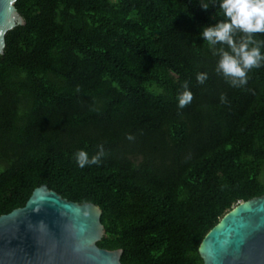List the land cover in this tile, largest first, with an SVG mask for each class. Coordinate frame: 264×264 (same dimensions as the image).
I'll return each mask as SVG.
<instances>
[{"label":"trees","instance_id":"1","mask_svg":"<svg viewBox=\"0 0 264 264\" xmlns=\"http://www.w3.org/2000/svg\"><path fill=\"white\" fill-rule=\"evenodd\" d=\"M220 2L15 0L24 23L0 54V215L46 185L101 209L96 244L121 249L122 264H203L205 234L264 194V66L242 87L216 72L201 32L224 19ZM99 145L101 163L81 168L76 153Z\"/></svg>","mask_w":264,"mask_h":264},{"label":"water","instance_id":"2","mask_svg":"<svg viewBox=\"0 0 264 264\" xmlns=\"http://www.w3.org/2000/svg\"><path fill=\"white\" fill-rule=\"evenodd\" d=\"M14 2L0 0V54L4 33L24 23ZM234 206L201 240L203 264H264V194ZM100 215L97 205L40 185L23 206L0 215V264H122L121 249L96 244L104 235Z\"/></svg>","mask_w":264,"mask_h":264},{"label":"clouds","instance_id":"3","mask_svg":"<svg viewBox=\"0 0 264 264\" xmlns=\"http://www.w3.org/2000/svg\"><path fill=\"white\" fill-rule=\"evenodd\" d=\"M201 5L204 9L209 7L207 3ZM219 8L224 19L214 25L204 26L201 35L208 42L213 55L219 56L216 72L222 74L231 86L242 87L247 84L248 73L252 69L264 66V54L261 52L264 41L255 39L256 35L264 34V0H221ZM238 33L241 35L236 39ZM207 78V73L197 74V82L200 84H204ZM183 87L185 90L178 97L181 109L193 100L187 81ZM220 100L226 103L227 97L221 94ZM127 138L131 140L134 137L129 135ZM98 147L99 151L91 158L84 150L76 153L81 168L101 163L105 150L103 145Z\"/></svg>","mask_w":264,"mask_h":264},{"label":"bare ground","instance_id":"4","mask_svg":"<svg viewBox=\"0 0 264 264\" xmlns=\"http://www.w3.org/2000/svg\"><path fill=\"white\" fill-rule=\"evenodd\" d=\"M235 209V206L233 207V210Z\"/></svg>","mask_w":264,"mask_h":264}]
</instances>
